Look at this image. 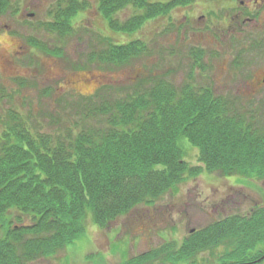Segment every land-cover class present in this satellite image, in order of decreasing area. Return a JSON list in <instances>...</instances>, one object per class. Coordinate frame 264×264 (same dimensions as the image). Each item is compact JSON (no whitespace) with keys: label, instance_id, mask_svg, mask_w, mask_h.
I'll use <instances>...</instances> for the list:
<instances>
[{"label":"trees","instance_id":"16d2710c","mask_svg":"<svg viewBox=\"0 0 264 264\" xmlns=\"http://www.w3.org/2000/svg\"><path fill=\"white\" fill-rule=\"evenodd\" d=\"M63 2L58 1L50 30L67 36L82 8L74 3L62 10ZM190 4L100 0L99 9L112 29L132 33L154 16L167 17L178 5ZM11 7V0H0L1 14ZM125 9L133 16L121 24L115 16ZM146 51L147 45L136 40L90 54L89 61L122 66ZM193 51V74L206 72V54ZM243 61L233 60L231 66L244 73ZM106 85L91 95L70 90L65 100L69 125L58 131H45L38 121L30 125L29 118L10 111L0 134V264L53 256L84 233L87 209L94 211L99 227L107 228L138 206L153 205L202 169L264 177V114L252 111L254 95H240L248 107L238 106L210 87L186 82L177 90L169 78L145 73L136 83L114 85L112 94ZM185 142L198 150L199 167L190 168L184 160Z\"/></svg>","mask_w":264,"mask_h":264},{"label":"rangeland","instance_id":"374dc122","mask_svg":"<svg viewBox=\"0 0 264 264\" xmlns=\"http://www.w3.org/2000/svg\"><path fill=\"white\" fill-rule=\"evenodd\" d=\"M58 1L62 0H11L13 11L0 13V134L10 120V111L29 118L30 125L40 122L45 131L67 127L65 100L70 97L67 81L77 82L75 89L84 95L92 94L101 84H107L104 90L112 94L114 85L136 83L145 73L158 79L169 78L177 90L186 82L196 87H210L215 96L236 99L238 106L248 107L244 105L245 97L241 98L243 94L238 92L244 89L243 81L247 79L250 83L253 77L258 81L264 77V46L254 51L253 61L245 58L246 73L235 70L231 66L236 54L233 45L224 44L221 48L215 37L212 38L208 23L199 20L208 12L217 11V0H189L190 5H178L167 17L154 16L132 33L117 32L110 27L100 12V0H72L71 3L64 0L62 10L74 3L82 8L71 19V32L67 36L50 30ZM132 16V10L125 9L115 17L122 24ZM136 40L146 44L147 51L122 66L89 61L90 54L99 55L109 46ZM193 50L206 54L203 61L206 72L198 69L193 74ZM17 78L29 83L20 86L13 81ZM84 79L90 83L86 85ZM256 87H251L257 89L251 99L252 111L261 115L264 114V87ZM183 145L188 166L199 167L198 150L188 142ZM252 202L264 204V177L223 176L202 169L153 205H140L107 228L99 227L94 211L87 209L85 231L77 241L53 256L28 264H128V260L161 248L171 236L182 237L186 233L184 227L193 226L189 219L172 215L168 210L171 206L186 208L192 204L198 209L203 204L218 203L228 209L226 212L234 213L238 204ZM193 212L199 227L213 223L217 213L209 209L204 215L198 210Z\"/></svg>","mask_w":264,"mask_h":264},{"label":"flooded vegetation","instance_id":"af4514ba","mask_svg":"<svg viewBox=\"0 0 264 264\" xmlns=\"http://www.w3.org/2000/svg\"><path fill=\"white\" fill-rule=\"evenodd\" d=\"M217 1V11L208 12L199 20L208 23L212 38L215 37L221 48L224 44L234 45L236 54L231 62L243 59L247 67L245 58L253 61L254 51L264 46V0ZM195 33L200 34L198 31ZM243 82L246 90L238 91L243 95H255L257 89L251 87H264V77L259 81L253 77L250 83L247 79ZM66 83L70 84L69 90L77 91L74 86L77 82ZM84 83L88 85L90 81L84 79ZM99 86L91 93L94 94ZM238 205H235L234 213L226 212L228 209L218 203L203 204L198 209L192 204L186 205V208L171 206L168 210L173 212L172 215L189 219L193 226L184 227L186 233L182 237L171 236V240L161 248L128 260V264H264V204L252 202ZM208 209L217 212L216 218L211 217L214 222L204 227L196 226L198 221L193 211H201L204 215Z\"/></svg>","mask_w":264,"mask_h":264}]
</instances>
